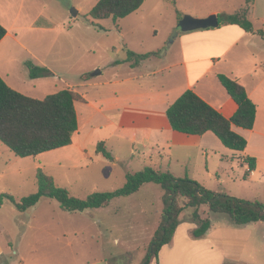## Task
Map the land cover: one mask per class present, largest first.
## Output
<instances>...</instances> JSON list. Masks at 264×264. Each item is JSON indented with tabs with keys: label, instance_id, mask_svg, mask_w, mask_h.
<instances>
[{
	"label": "crops",
	"instance_id": "0c3cea01",
	"mask_svg": "<svg viewBox=\"0 0 264 264\" xmlns=\"http://www.w3.org/2000/svg\"><path fill=\"white\" fill-rule=\"evenodd\" d=\"M244 4L245 0L233 12ZM233 12L223 11L221 14ZM210 13L220 14L218 10ZM0 18H4L1 12ZM248 18L254 29L264 31V0H253ZM0 23L6 29L0 40V76L10 87L27 95L29 91L25 88L29 87L22 76L16 78L14 68H26L25 62L30 60L7 49L10 43L26 48L18 39V30L24 27L13 23L7 27L1 20ZM52 27L36 21L26 28L47 32ZM114 46L112 43L113 54L118 55L120 49ZM128 46L136 53L158 50L137 49L133 43ZM161 48H164L161 55H152L134 66L130 62H117L126 55L123 58L112 56L106 61L105 68L94 65L100 69L99 74L90 75L93 71L80 73L73 87H67L77 95L78 128L71 144L37 156L50 155L61 159L73 155L74 168L83 164L87 166V161H98L105 168L102 177L107 178L112 169L120 165L124 182L130 171L123 165L136 161L141 169L150 166L156 170H168L176 177L187 176L196 180L209 190L251 201L256 198L264 203V41L256 33L246 32L238 25L222 23L218 27L185 31L177 46L172 48L163 43ZM30 56L33 64L52 72L50 76L31 79L35 81L31 90L47 95L61 90L55 87L61 80L56 58H43L32 52ZM217 73L236 79L256 105L251 129L232 127L247 140L243 151L226 148L209 131L202 135L176 131L167 118V107L186 89H192L222 116L230 118L237 104L218 82ZM48 86L52 90L47 91L49 93L45 91ZM98 142L104 143L112 159L96 153ZM245 157L255 158L254 169L249 170ZM152 184L144 183L135 193L115 197L103 206L116 203L109 212L102 214L104 222L101 228L97 227L98 233L105 237L110 232H118L119 235L111 239L113 244L122 245L124 251L142 249L145 254L160 223L163 207L160 200L156 206L150 197L139 194ZM256 192L263 197H250ZM159 196L162 198L161 193ZM34 206L26 211L15 208L18 213L12 217L13 226L0 222V264H112L104 241L99 244V255L92 256L88 252V242L94 241V235L88 233L87 226L84 227L88 222L82 223V227L73 225L76 212L62 210L63 214L40 220L31 214ZM200 214L211 220L203 237L193 238L190 233L196 224L180 215V223L171 241L161 247L157 259H151L149 264H264L263 221L236 226L223 214ZM89 219H93L90 225L97 224L98 220L93 216ZM31 229L24 240L25 246H22L23 237ZM41 231L45 236L39 235Z\"/></svg>",
	"mask_w": 264,
	"mask_h": 264
},
{
	"label": "trees",
	"instance_id": "16d2710c",
	"mask_svg": "<svg viewBox=\"0 0 264 264\" xmlns=\"http://www.w3.org/2000/svg\"><path fill=\"white\" fill-rule=\"evenodd\" d=\"M145 0H98L88 13L92 25L95 20L124 18L135 12ZM253 0H245L243 7L233 13L218 14L219 25L235 24L246 32L256 33L264 41V31L254 29L248 14ZM182 14L177 11V20ZM6 29L0 23V40ZM164 49L145 53L126 50V57L117 62H130L137 65L152 55L159 56ZM30 79L52 75L44 67L25 62ZM218 82L237 104L235 113L226 118L203 100L192 89H186L166 109L171 128L187 133L202 135L212 132L226 148L239 152L247 145V140L233 130V125L251 129L255 122L256 105L248 97L242 84L225 74L217 73ZM77 95L69 88L50 93L42 99L25 95L10 87L0 76V142L18 157L37 156L71 144L73 133L78 128L75 101ZM96 153L112 159L103 142H98ZM249 170L254 169L255 158L245 157ZM158 184L163 190V209L160 223L154 231L146 252L138 264H149L157 259L161 247L169 243L180 223V214L187 211V220L196 224L191 230L193 238H200L210 228L211 220L202 218L200 207L206 205L211 214L227 216L231 224L246 225L257 221L264 222V203L246 200L229 194L205 188L198 181L187 176L176 177L168 170L145 166L135 172H127L124 184L112 191H95L85 198L73 196L63 187L55 184L53 178L40 168L36 172L37 190L20 199L9 193L0 194V202L7 200L19 211H26L41 198H51L67 212H86L105 206L113 198L135 193L144 183Z\"/></svg>",
	"mask_w": 264,
	"mask_h": 264
},
{
	"label": "rangeland",
	"instance_id": "374dc122",
	"mask_svg": "<svg viewBox=\"0 0 264 264\" xmlns=\"http://www.w3.org/2000/svg\"><path fill=\"white\" fill-rule=\"evenodd\" d=\"M97 1L0 0V12L4 17L0 18L2 23L7 27L11 23L24 27L18 30V39L26 48L23 49L10 43L7 49L32 62L34 60L30 56V52L43 58L55 57L58 65L57 70L61 77L55 87L65 89L73 87L76 77L80 73L100 71L99 68L94 67L105 68L106 61L112 56L123 58L129 48V43H133L137 49L145 47L149 50L164 49L161 48L163 43H167L172 48L177 46L181 37L185 36V31H181L177 26V11L182 16L204 18L212 14L211 10H218L221 15L223 11L233 12L240 4L244 3V0H145L141 8L130 15L116 20L112 18L95 20L97 25L94 26L87 16ZM74 12H76L75 15ZM36 21L38 24L48 23L53 27L47 32L26 28ZM175 29L176 33L174 34ZM120 31L121 33H119ZM112 43L115 48L120 49L118 55L113 54ZM14 72L16 78H19L18 75L22 76L21 78L27 83V87H29L25 88L29 91L27 95L39 98L47 95L31 90V84H34L32 82L35 81L28 77L26 68L15 67ZM50 89L51 87L48 86L45 91H52ZM85 163L87 166L83 164L81 167L74 168L73 155L72 158L61 159L50 155L18 157L0 142V194L9 193L16 199H20L35 192L37 190L36 172L39 168L51 176L56 185L67 189L71 195L79 198H85L95 191H112L123 185L124 178L121 176L120 165L112 169L111 176L107 178L106 176L102 177L105 175L103 163L98 161ZM123 166L130 172L141 169L136 161H129ZM162 192V189L153 183L144 187L139 194L150 197L156 206H158L157 201L160 200L161 206H163L162 198L159 196L160 193L163 195ZM256 196L261 195L256 192L250 197ZM252 200L259 201L256 198H252ZM3 201L0 202V205ZM3 204L0 206V222H8L10 226H13L12 217L18 211L7 201H4ZM112 205L91 209L84 213H74L73 225L82 227L84 223L88 222L84 227L87 226L88 233L94 235V241H89L87 245L88 252L93 254L92 256L100 254L99 244L104 241L107 250L109 249L112 264H138L144 255L142 249L124 251L122 245H115L111 241L112 238L119 235L118 232H110L105 235L106 238L98 233L97 227L101 228L104 222L102 214L109 212ZM200 212L202 214L208 212L206 205L200 207ZM57 213L63 214V211L58 202L51 198L41 199L31 210V214L39 219L56 216L54 214ZM187 214V211H184L180 215L186 217ZM89 216L97 219L98 225H90L93 219H89ZM203 216L207 218V215L203 214ZM31 232L32 229L23 237L22 246H25L24 240ZM39 235L45 236L44 231L39 232ZM144 242L145 239L142 240L141 248L144 247ZM42 246L43 244H40V249H43ZM24 249H28V247H24Z\"/></svg>",
	"mask_w": 264,
	"mask_h": 264
},
{
	"label": "water",
	"instance_id": "95a60500",
	"mask_svg": "<svg viewBox=\"0 0 264 264\" xmlns=\"http://www.w3.org/2000/svg\"><path fill=\"white\" fill-rule=\"evenodd\" d=\"M74 15L76 12L73 13ZM178 28L181 31H191L195 29H203L209 27H218L219 21L218 16L214 13L208 15L204 18H196L190 15H183L177 23ZM176 33V29L174 30V34ZM99 70L93 71L90 75L99 74Z\"/></svg>",
	"mask_w": 264,
	"mask_h": 264
}]
</instances>
